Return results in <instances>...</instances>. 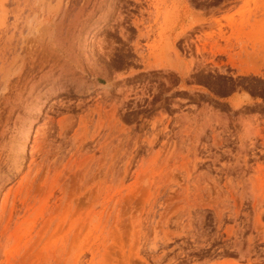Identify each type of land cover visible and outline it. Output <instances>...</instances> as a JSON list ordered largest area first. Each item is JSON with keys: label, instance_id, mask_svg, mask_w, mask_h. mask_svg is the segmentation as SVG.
<instances>
[{"label": "rangeland", "instance_id": "374dc122", "mask_svg": "<svg viewBox=\"0 0 264 264\" xmlns=\"http://www.w3.org/2000/svg\"><path fill=\"white\" fill-rule=\"evenodd\" d=\"M91 1L4 2L20 57L81 88L47 99L0 193V264H264V0Z\"/></svg>", "mask_w": 264, "mask_h": 264}, {"label": "bare ground", "instance_id": "6f19581e", "mask_svg": "<svg viewBox=\"0 0 264 264\" xmlns=\"http://www.w3.org/2000/svg\"><path fill=\"white\" fill-rule=\"evenodd\" d=\"M5 1L6 0H2V2H0V26L4 25V28L6 27L5 26L6 22L9 20V19H7L9 11L5 7V4H4ZM71 1H72V3L70 4V8L75 9L76 8L75 5H77V1H79V0H71ZM110 4H111V6H113V3H110ZM91 5L94 6L95 2L93 3L91 0H85L84 7H81V9L79 11L81 12V10L83 11ZM77 12H78V10H77ZM11 13H13V12H11ZM76 13H74V14H76ZM89 13H90V14H88L89 17L84 19L86 21L83 20L82 23L78 25V26L81 25V29H80V31H78L77 36L76 35L74 36V38L70 42L71 44H68L67 48L65 49L66 50L65 52L68 53L69 58L72 59L71 61H74L77 64H82L83 62H85L84 57H87V53H90V52H88L90 49L89 48V40L92 37H94L95 30L98 28V25L95 26L97 22L92 21L94 18V15H96V11H92ZM74 14H73V17H71L72 18L71 19L69 16V13L67 11H63L60 18H58V19L56 18L57 20L51 19V24H53L54 26H56V24H57V26L59 28V35L60 36L62 35L63 30H64L63 28L65 26L69 27L73 23L76 22V20H75L76 15H74ZM22 29H20V30H22ZM66 30H67V28H66ZM7 33L8 32L5 30L2 33H0V35H1L0 36V90H3L1 88L3 86L4 87L3 91L4 92L7 91L6 89L9 87L8 85L11 86V87H9L11 90L8 89V92L0 93V124L3 122V114L6 113V114H9L8 115L9 118L11 115H15V114L17 116H20L19 119L22 117L23 125L20 129V131H21L20 137L17 140L18 148H15L14 146H13V148L11 146L7 147V145L3 143V140H2V142L0 141V193L3 189V187L5 186V184L7 182H9L13 176H15L17 173H19L22 169V166H24L23 162L25 161L27 154L29 155V151L27 153V146H28V140H29V135H30V131H31V126H32L33 122L42 113V107L44 106L47 99L50 96H53L56 93L60 92V90L66 89V87H68V86H70V88L72 87V88H76V89L81 88V84L76 83L77 80H75L76 81L75 85L74 84L70 85L68 83L67 79H63V77L60 74H59V77H56L55 74L51 73L52 71L48 72L45 70L46 72L49 73V75L39 77L37 75V72H38L37 71V69H38L37 65H35V63L32 62V60H31V58L33 59V57H31L28 60H26L23 57L21 58L20 56L23 55L22 53H21V55H19L20 50H22L21 46L18 47L17 45L16 46L14 45L15 47L14 46L12 47V45L9 44L10 42H8ZM48 35H49V33H48ZM50 39H49V42H50ZM18 44H20V43H18ZM8 46H9V48H8ZM58 50H59V48H58ZM21 52H23V51H21ZM29 52L31 53L30 50H29ZM67 53H66V55H67ZM30 55L31 54H29V56ZM9 56H11V57L9 58ZM244 60H245V58H244ZM162 62L164 64V61H162ZM42 63H41V66H42ZM51 63H52V61H51ZM45 64L46 63H43L44 66H45ZM51 65H50V67H51ZM54 66H55V64L53 65V68H54ZM152 66H154V65H152ZM157 67L158 66H156V68ZM161 67H158V68L161 69ZM164 67H166V66L164 65ZM164 67H162V68H164ZM55 68H56V66H55ZM172 69H173V67H172ZM178 69H180V68H178ZM48 70H49V68H48ZM11 73H12V75H14L16 73V76H14V79L13 78L11 79V77H10ZM3 91H1V92H3ZM27 116H29L30 118H27ZM61 129H63V128H61ZM42 141H44V140H42ZM153 142H154V140H153ZM108 146H110V145H108ZM38 147H36V148H38ZM39 149H40V147H39ZM40 152H43V151H40ZM46 152H48V151L46 150ZM39 166H37V167H39ZM9 196H10L9 192L6 193L2 201L7 202L9 199ZM29 201H30V199H29Z\"/></svg>", "mask_w": 264, "mask_h": 264}]
</instances>
